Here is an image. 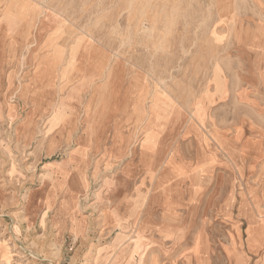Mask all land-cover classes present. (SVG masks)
Returning <instances> with one entry per match:
<instances>
[{
	"label": "rangeland",
	"instance_id": "obj_1",
	"mask_svg": "<svg viewBox=\"0 0 264 264\" xmlns=\"http://www.w3.org/2000/svg\"><path fill=\"white\" fill-rule=\"evenodd\" d=\"M250 158L264 0H0V264H243Z\"/></svg>",
	"mask_w": 264,
	"mask_h": 264
},
{
	"label": "crops",
	"instance_id": "obj_2",
	"mask_svg": "<svg viewBox=\"0 0 264 264\" xmlns=\"http://www.w3.org/2000/svg\"><path fill=\"white\" fill-rule=\"evenodd\" d=\"M226 127L212 125V135L228 132ZM240 161L236 167L241 170L242 176H238V178L253 179V182L249 181V189L246 192L247 203L240 208L241 213L244 214V217L240 218L241 230L247 233L246 247L252 256L241 255V262L250 264L256 261L264 264V170L262 169L264 159L250 158ZM256 252L259 253L257 256Z\"/></svg>",
	"mask_w": 264,
	"mask_h": 264
},
{
	"label": "bare ground",
	"instance_id": "obj_3",
	"mask_svg": "<svg viewBox=\"0 0 264 264\" xmlns=\"http://www.w3.org/2000/svg\"><path fill=\"white\" fill-rule=\"evenodd\" d=\"M111 259V258H110ZM132 263V262H131ZM136 263V262H135Z\"/></svg>",
	"mask_w": 264,
	"mask_h": 264
}]
</instances>
